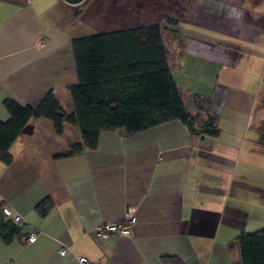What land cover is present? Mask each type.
Listing matches in <instances>:
<instances>
[{"label":"crops","instance_id":"obj_1","mask_svg":"<svg viewBox=\"0 0 264 264\" xmlns=\"http://www.w3.org/2000/svg\"><path fill=\"white\" fill-rule=\"evenodd\" d=\"M154 24L199 131L104 130L67 155L78 129L31 119L0 162V204L23 219L0 264H78L63 246L101 264H239L240 233L264 227V0H0V120L4 98L35 106L49 90L71 109L73 39ZM208 115L214 135L200 132ZM127 207L128 235H94Z\"/></svg>","mask_w":264,"mask_h":264},{"label":"trees","instance_id":"obj_2","mask_svg":"<svg viewBox=\"0 0 264 264\" xmlns=\"http://www.w3.org/2000/svg\"><path fill=\"white\" fill-rule=\"evenodd\" d=\"M72 50L77 82L68 87V112L51 90L35 106L22 105L10 97L2 100L9 117L0 120L1 163L12 161L11 144L36 118L50 120L57 135H63L66 124L78 129L79 138L67 140V155L95 149L104 130L130 135L177 119L190 131H199L173 79L161 26L75 38ZM200 132L216 134L214 115L207 116ZM49 205L45 199L35 209L43 215ZM2 207L0 204V238L9 243L20 234L21 225L7 217ZM237 243L239 264H264V227L240 233Z\"/></svg>","mask_w":264,"mask_h":264},{"label":"built area","instance_id":"obj_3","mask_svg":"<svg viewBox=\"0 0 264 264\" xmlns=\"http://www.w3.org/2000/svg\"><path fill=\"white\" fill-rule=\"evenodd\" d=\"M3 213L10 217L14 223L21 225L23 219L20 215L14 214L12 209L6 205L2 207ZM136 222L135 210L132 207H127L125 214L118 221H105L96 225L93 228V233L97 238H106L111 234L128 235L131 228ZM41 231H32L24 239L25 242H33L38 233ZM61 255L72 254L78 264H101L99 261H91L84 255L74 254L69 246H63L59 249Z\"/></svg>","mask_w":264,"mask_h":264},{"label":"water","instance_id":"obj_4","mask_svg":"<svg viewBox=\"0 0 264 264\" xmlns=\"http://www.w3.org/2000/svg\"><path fill=\"white\" fill-rule=\"evenodd\" d=\"M64 1H66L68 3H71V4H77V3H80L83 0H64Z\"/></svg>","mask_w":264,"mask_h":264},{"label":"clouds","instance_id":"obj_5","mask_svg":"<svg viewBox=\"0 0 264 264\" xmlns=\"http://www.w3.org/2000/svg\"><path fill=\"white\" fill-rule=\"evenodd\" d=\"M232 13H234V14H236V15H239L238 13H235V10H234V9L232 10Z\"/></svg>","mask_w":264,"mask_h":264}]
</instances>
